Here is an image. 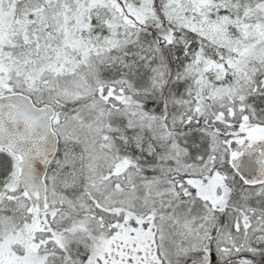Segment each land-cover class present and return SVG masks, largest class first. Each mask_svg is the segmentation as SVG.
Returning a JSON list of instances; mask_svg holds the SVG:
<instances>
[{
  "label": "snow or ice",
  "instance_id": "1",
  "mask_svg": "<svg viewBox=\"0 0 264 264\" xmlns=\"http://www.w3.org/2000/svg\"><path fill=\"white\" fill-rule=\"evenodd\" d=\"M0 264H264V0H0Z\"/></svg>",
  "mask_w": 264,
  "mask_h": 264
}]
</instances>
